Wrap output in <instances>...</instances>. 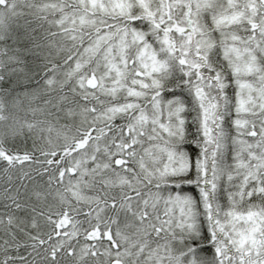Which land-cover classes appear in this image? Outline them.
<instances>
[{
  "label": "snow or ice",
  "instance_id": "obj_1",
  "mask_svg": "<svg viewBox=\"0 0 264 264\" xmlns=\"http://www.w3.org/2000/svg\"><path fill=\"white\" fill-rule=\"evenodd\" d=\"M0 264H264V0H0Z\"/></svg>",
  "mask_w": 264,
  "mask_h": 264
}]
</instances>
